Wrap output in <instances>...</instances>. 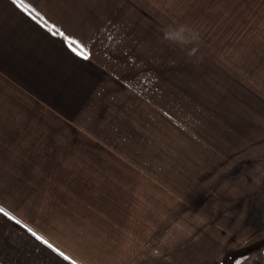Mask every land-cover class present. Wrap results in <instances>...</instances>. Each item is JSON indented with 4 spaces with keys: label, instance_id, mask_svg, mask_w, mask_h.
Instances as JSON below:
<instances>
[{
    "label": "rangeland",
    "instance_id": "374dc122",
    "mask_svg": "<svg viewBox=\"0 0 264 264\" xmlns=\"http://www.w3.org/2000/svg\"><path fill=\"white\" fill-rule=\"evenodd\" d=\"M181 2L179 13L160 14L158 27L149 18L141 71L133 62L138 75L126 92L100 94L82 110L83 123L58 125L25 102L15 107V123L0 118V207L15 217L0 215V264H124L129 247L147 244L139 231L147 223L124 211L131 198L148 199L152 209L161 196L213 197L220 206L218 198L255 189L222 184L242 177L229 169L237 155L252 152L236 150L225 114L241 115L243 108L250 131L252 115L263 116L264 108L253 114L248 104L264 93L253 94L251 77L221 66L218 46L210 50L188 31L165 37L166 30L189 26L191 16V30L203 34L194 28L202 23L194 20L199 13ZM155 3L148 5L154 17ZM257 166L249 167L252 178Z\"/></svg>",
    "mask_w": 264,
    "mask_h": 264
},
{
    "label": "crops",
    "instance_id": "0c3cea01",
    "mask_svg": "<svg viewBox=\"0 0 264 264\" xmlns=\"http://www.w3.org/2000/svg\"><path fill=\"white\" fill-rule=\"evenodd\" d=\"M144 1L142 6L136 4L140 0H0V118L15 123V107L21 109L25 102L58 125L74 127L83 123L82 110L91 108L100 94L126 92L135 72L141 71L142 52L144 58L147 53L149 18L158 27L160 14L179 13L182 3L156 0L154 17L149 0ZM188 7L199 13L194 20L202 22L194 23L203 30L198 40L210 50L218 46L221 66L236 72L231 75L251 77L252 87L242 88L264 93V0H189ZM29 12L40 16L34 20ZM188 21L192 29V16ZM53 25V31L58 28L82 42L90 58L77 56L63 37L49 32ZM248 105L254 114L264 108V98L252 96ZM238 109L241 115L225 114V119L236 134V150L252 152L237 155L229 169L242 177L222 184H256L255 189L218 198L220 206L213 197L181 202L161 196L152 209L148 199L131 198L124 211L139 214V222L147 223L139 231L149 245L129 247L124 264H264V114L252 115L248 131L246 113ZM247 160L258 165L256 178ZM139 248L143 253H137Z\"/></svg>",
    "mask_w": 264,
    "mask_h": 264
},
{
    "label": "snow or ice",
    "instance_id": "6c2138e0",
    "mask_svg": "<svg viewBox=\"0 0 264 264\" xmlns=\"http://www.w3.org/2000/svg\"><path fill=\"white\" fill-rule=\"evenodd\" d=\"M18 2V0H14V3ZM27 11V10H26ZM29 15H32L31 12L28 13ZM38 16H40V14L37 12L35 15H32V18L35 20ZM41 19H43V17H40ZM53 28H55V26H50L48 28L49 32H51L53 35H57L59 34V36L63 37L65 39V42L67 43L68 47L70 48V50L76 54L77 56L81 57L82 59H89L90 56L86 50V46L82 43L79 42L77 40L71 39L69 38L63 31H61L60 29L56 28L55 31H53ZM0 215H3L9 219H13L15 220V217L11 215V213L7 210H5L4 207H0ZM16 223H19V220H16ZM33 235H35V233H33ZM37 239H42L41 237H37ZM45 244H48V242L45 240L43 241ZM48 246L51 248L52 245L48 244ZM54 251H58L57 249H54ZM59 255L64 256L63 252H59ZM65 259H68L66 256H64Z\"/></svg>",
    "mask_w": 264,
    "mask_h": 264
},
{
    "label": "clouds",
    "instance_id": "9594fccd",
    "mask_svg": "<svg viewBox=\"0 0 264 264\" xmlns=\"http://www.w3.org/2000/svg\"><path fill=\"white\" fill-rule=\"evenodd\" d=\"M179 31L181 33H184L186 31L191 32L192 33V40H198V34L195 33L193 30L189 29L187 25H179L177 28L175 29H170V30H166L165 31V37H171L173 32Z\"/></svg>",
    "mask_w": 264,
    "mask_h": 264
}]
</instances>
